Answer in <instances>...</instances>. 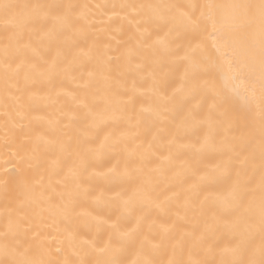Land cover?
Returning a JSON list of instances; mask_svg holds the SVG:
<instances>
[{"label":"bare ground","instance_id":"obj_1","mask_svg":"<svg viewBox=\"0 0 264 264\" xmlns=\"http://www.w3.org/2000/svg\"><path fill=\"white\" fill-rule=\"evenodd\" d=\"M18 4H73L80 7L81 20L87 40L77 34H56L44 36L37 25L25 33L27 43L38 50L33 56L37 63L57 60L58 68L51 80L40 82L25 81L28 67L22 66L16 73V64L8 69L5 80V65L0 56V224L9 207L18 210L21 220L20 239L30 242L33 247L44 245L52 250L54 257L72 260L81 258L89 262L94 255L80 251L83 240L107 241L109 225L119 224L121 231L136 228L135 240L124 245L118 258L125 264L141 259L138 249L145 241L148 256L155 264L168 262L181 255L180 249L173 253V245L186 234L198 235L203 230L205 216L199 200L206 194L222 192L227 179L217 176L206 183L199 200L186 203L185 191L197 180L196 173H203L218 160V155L197 153L184 145L194 144L197 133L181 135L178 143H169V131H174L172 120L176 115L173 108L183 110L200 105L207 110L203 96L184 100L177 96L175 104L164 110L159 97L153 92L154 79L169 95L180 86L183 66L171 53L153 55L149 50L137 48L132 62H128L129 48H136V22L141 19L132 8L121 5L178 4L187 3H232L235 0H5ZM116 7L113 8L112 6ZM127 17V19H123ZM131 20V23L129 22ZM117 31V28H121ZM163 36L166 29H157ZM155 35L153 39H155ZM7 42L0 22V48ZM211 45V39L207 41ZM78 45V47L76 46ZM91 50L90 54L87 53ZM103 54L104 67L97 65V54ZM73 56H78L72 63ZM111 56V61H109ZM119 58V59H117ZM110 64L111 71L107 65ZM92 72L93 75H89ZM203 76V73H201ZM220 83L217 77V84ZM133 84L135 89L133 90ZM27 89V90H25ZM129 97L131 103H124ZM225 107L239 111L241 102L226 93ZM119 104L117 105V102ZM83 105H87L84 107ZM89 109H107L105 117L108 126L103 127L99 136L89 129V136L83 132L91 124ZM152 109V111H142ZM160 112V117L154 114ZM168 131H161V129ZM112 133L121 137L119 143H110L99 157L87 153L88 168L81 169L78 178L69 175V169L76 159L74 153L61 152V143L77 141L84 149L88 146L99 148L103 136ZM43 138V139H41ZM46 141V142H45ZM35 158L22 160V157ZM168 158V159H165ZM143 163V174L132 180L125 174ZM29 164L31 166H29ZM114 169V171H109ZM26 180L33 188L32 200H26L19 207L11 197L18 192V181ZM8 182L6 197L3 182ZM79 185V187H78ZM135 185H142L144 191L138 196L141 201L131 211H125L117 199L119 194H130ZM88 195L84 196V190ZM80 192L76 213L66 218L56 216L58 227L53 222L56 208L68 199V193ZM178 193L179 195H174ZM23 199V197H20ZM159 204V206H157ZM79 213H85L80 215ZM25 233L27 235L25 236ZM75 236L76 253L69 247V236ZM220 235L219 233L217 234ZM258 239V238H257ZM61 248L56 253V248ZM182 256L188 259V248Z\"/></svg>","mask_w":264,"mask_h":264},{"label":"snow or ice","instance_id":"obj_2","mask_svg":"<svg viewBox=\"0 0 264 264\" xmlns=\"http://www.w3.org/2000/svg\"><path fill=\"white\" fill-rule=\"evenodd\" d=\"M80 7L86 6L62 3L18 4L0 0V22L7 37V42L0 48L6 82L8 69L16 61H19L16 64L17 74L22 66L26 65L29 69L25 74L26 82L52 79L59 66L57 60L35 62L28 51L31 50L32 55L36 56L38 50L31 44V36L29 35L26 43L24 35L26 32L30 34L38 25L44 36L73 33L87 40L88 36L81 24L84 17L78 12ZM120 7L132 8L141 16L136 22V48L128 50L129 63L132 62L136 49L143 48L153 55L171 53L183 66L180 86L171 95L163 91L154 79L153 92L159 97L164 110H168L169 104H175L177 96L187 101L202 95L205 100L210 101L206 111L200 105L186 111L182 106L179 109L173 108L176 115L172 120L174 131H169V143L180 142L178 138L182 134L197 133V142L184 146L197 153L215 154L219 157L208 170L196 173L197 180L184 193L186 203L199 200L204 185L211 183L215 177L222 176L228 181L222 192L206 194L203 200H199L201 212L206 217L203 230L198 235L181 236L173 245L174 256L177 248L181 255L168 264H264V0ZM152 25L157 29H166L165 34L160 36L159 31L154 33ZM121 29L122 26L116 30ZM209 39L210 46L207 43ZM81 51L82 54L91 52L90 49L87 53ZM78 59V56H73L72 63H76ZM108 59L111 61V56ZM96 61L98 66H105L103 54L98 53ZM107 68L111 71L110 64ZM89 75L93 73L89 72ZM226 93L241 102L239 111H230L225 107ZM131 102V97L124 101ZM106 111L107 109H89L91 124L83 132L85 137L92 134L89 129L95 130L98 137L102 126H108ZM154 114L157 118L160 117L159 111ZM161 131L168 130L162 128ZM123 135H104L99 148L88 146L84 149L79 140L75 148L70 141L61 143L59 150L62 153H74L76 157L69 175L78 178L80 170H87L89 166L87 153L99 157L105 147L110 143H119ZM31 158H35L34 153L32 157L21 159L28 161ZM125 174L132 180L139 179L143 174V163L133 168L132 172H128L126 168ZM3 188L8 197L7 180L3 182ZM143 191L142 185H135L130 194H119L117 199L125 211L131 212L141 202L138 196ZM33 192L34 188L22 178L18 181V192L9 198L22 208L26 200L33 199ZM88 194L85 189L83 195ZM80 195V192H69L67 200L61 197L62 203L57 206L53 217L57 227L56 216L66 218L76 213ZM22 219L17 209L9 207L0 224V264H125L118 255L125 250L126 243L135 240L139 224L138 221L136 228L123 232L119 224L109 225L111 231L103 244L95 239L81 241L80 251L85 255L95 256L89 262L83 258L72 260L68 256L61 260L54 257L52 250L44 245L34 248L30 242L20 239ZM68 243L73 254H78L74 235L69 236ZM186 246L188 259L182 256ZM55 251L60 253L61 248L58 247ZM137 254L142 258L134 260L132 264H155L147 254L145 241L140 242Z\"/></svg>","mask_w":264,"mask_h":264}]
</instances>
